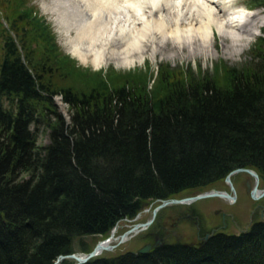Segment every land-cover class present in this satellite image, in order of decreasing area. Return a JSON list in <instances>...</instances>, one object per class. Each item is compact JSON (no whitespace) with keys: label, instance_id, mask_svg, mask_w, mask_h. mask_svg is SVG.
<instances>
[{"label":"trees","instance_id":"1","mask_svg":"<svg viewBox=\"0 0 264 264\" xmlns=\"http://www.w3.org/2000/svg\"><path fill=\"white\" fill-rule=\"evenodd\" d=\"M28 3L0 0V264H53L75 245L87 253L86 238L105 239L143 205L203 192L239 167L264 180V26L242 66L164 63L149 86V66L78 65ZM84 264H264V221L202 247Z\"/></svg>","mask_w":264,"mask_h":264},{"label":"bare ground","instance_id":"2","mask_svg":"<svg viewBox=\"0 0 264 264\" xmlns=\"http://www.w3.org/2000/svg\"><path fill=\"white\" fill-rule=\"evenodd\" d=\"M56 1L53 10L57 23L73 32L76 38L69 40L72 53L83 62L89 58L97 68L108 65L110 60L117 65H131L134 56L143 53L147 45L155 54L157 50L166 49L168 40L189 53L208 50L214 27L222 37L232 33L226 34L223 27L235 30L236 35L230 36L242 41L244 34L253 33L251 25L264 24V13L247 12L244 23L248 25L240 27L239 21L246 11L228 13L234 7L230 0ZM114 238L113 235L107 242L108 246Z\"/></svg>","mask_w":264,"mask_h":264},{"label":"rangeland","instance_id":"3","mask_svg":"<svg viewBox=\"0 0 264 264\" xmlns=\"http://www.w3.org/2000/svg\"><path fill=\"white\" fill-rule=\"evenodd\" d=\"M53 1L29 0L28 5L34 6L35 10L38 11V14L43 16L46 19V21L49 23L52 32L56 36V42L59 45V49L64 54H68L70 57H72L78 65H81L83 67H89L92 70H98L101 68L103 70H106L109 68H113L114 70L121 72L133 71L139 69L146 71L147 67L149 66L152 74L149 78V86L152 84L153 78L155 77L160 64H164V63H169L172 67H179V66H182L184 68L191 67L195 70H197L200 67L202 71L203 70L211 71L214 63L218 62L219 60H223L229 66H238V67L242 66L248 60L251 59L249 55L250 52L249 49L252 46L255 39L257 38V36L261 35L260 28L264 26V24L262 26H255V27L251 25L252 27L250 26V28L252 29L253 33L248 35H245L243 33L244 37L242 41L241 40L236 41L232 36H230L231 34L236 35V33L234 32L235 30L232 31V29L223 27L222 30H224L226 34L229 31H231L232 33H230V35L228 34L229 37L228 35L222 37L221 32L219 33L216 27H214L213 36L210 33V46H209L210 48L208 50L206 49L204 51L198 50L195 51L194 53H189L188 50L186 49H178L173 45L174 43L168 40V42H166L167 43L166 49H161L160 51L157 50L155 54H152L151 47L147 45L143 53L141 52L140 55L134 56L135 60L134 63L131 65H126V64L117 65L114 63L113 60H110L108 62V65L97 68L92 65L89 58L87 61L83 62L79 59L77 54L72 53L73 49L71 48V44L69 40H71V38H75V35L73 34V32L70 33L69 31H66V28L63 27V25L61 26V24L57 23L56 21L57 15L56 12L53 10L54 4L55 3L57 4V1L56 0ZM230 1L231 3H233L232 5H234V7L228 13H232L233 10L241 11L250 7L249 6L250 0H230ZM248 10H249V14H254L256 12L264 13V6H257ZM246 15L248 14H245L244 17L240 15L241 20L239 21V24L241 25L240 27L242 28H244L243 26L247 27L246 26L247 23H244L246 22V19L244 18L248 17ZM81 42L83 41L81 40ZM56 105L58 110L62 112L65 115V117L68 119L67 107L58 97L56 99ZM47 142H48V132L46 129L40 126L37 132L36 143L38 145H43L46 144ZM260 188L262 189L264 188V183L260 185ZM191 194L192 193L181 194L177 198L187 197L190 196ZM236 198L237 199L232 203H228L226 201L219 199H205V200L197 201L192 204L197 209H203V210L205 209L204 211L206 213L202 212L203 213L202 218L204 220L202 222V227H204L205 231L219 225L220 215L213 216V211L217 209H220L233 216V218L226 216L224 220L226 227L224 230L221 231L227 234H238L240 232L246 231L249 228V226H251L252 223L258 221H264V213L260 211V208L256 207L257 203L264 204V199L260 200L259 202H252L250 197L244 192L243 188L241 189L237 188ZM156 205L157 203L153 205L144 206L137 214L136 219L134 217L132 219H124L120 221L115 227L116 231L114 237L116 238V240H112L110 243V245L114 246V248L109 251H103L101 256H115L121 253L134 251L139 245L138 237L141 234L123 243H117V241H119L121 235H123L129 229L130 226L134 224L143 223L144 221L149 219V217L151 216V210L154 209ZM184 207L185 206L183 205H173L162 209L166 215L173 216V213L175 211L183 210ZM253 208L255 209L253 210ZM210 210L211 212H209ZM211 218L214 219V222H212V224L210 225L208 219L211 220ZM192 228H193L191 229L192 231L186 230L184 232H179L180 234L183 235L182 237L180 236L179 243H183V244L185 242L196 243L198 241L195 236L196 229L195 227ZM180 229L181 226L179 227V230ZM98 241H100V238H86L83 243L87 244L91 250ZM74 248H75V253L80 254L79 246L75 245ZM67 260L73 262L71 259H67Z\"/></svg>","mask_w":264,"mask_h":264},{"label":"flooded vegetation","instance_id":"4","mask_svg":"<svg viewBox=\"0 0 264 264\" xmlns=\"http://www.w3.org/2000/svg\"><path fill=\"white\" fill-rule=\"evenodd\" d=\"M246 168H249V167H246ZM230 181L232 183L234 191H231L229 185L225 182V177L222 181L217 182L209 190H217V191L226 192L230 196H232V197L235 196V198H236L237 197V188L238 189L243 188L244 192L250 197L252 202H259L260 200L264 199V196L258 197L257 199L252 198L251 192L254 189V187L256 186V179L249 172H246V171L235 172L230 176ZM263 183H264V180H261V177L258 175L257 189L259 191H262L264 189V188L263 189L260 188V185ZM195 193L196 192H193L190 195V197L194 196ZM210 199H219V200H223V201L228 202L227 200L221 199V198H210ZM151 205H153V204H151ZM256 207L260 208V211H262L264 213V204H260V203L258 204L257 203ZM254 209L255 208H253V210ZM152 210H151V216L149 217V219H147L143 223H148L150 221V219L152 217ZM204 210L203 209H197L193 205H190L187 207L185 206L183 208V210L175 211L173 213V216L166 215L163 212V209L158 210L154 219L152 220V222L145 229H143L140 233L137 234V235L141 234L138 237L139 245L134 251H130V252H132L134 254H138L137 253L138 250H140L141 248H144L146 246H149L147 252L145 253V254H147L156 248H161V247L169 245V244L179 243L180 236L181 237L183 236L179 232H184L186 230L192 231L191 230V229H193L192 227H195V229H196L195 236H196V239L198 241L196 243L185 242L184 244L185 245H191V246H198V247L204 246L205 243L207 242V240L210 238V237H208L206 239L207 236L222 232L221 230L225 229L226 225L224 223V220H225L226 216L233 218L232 215H230V214H228V213H226L220 209H217V210L213 211V216H219L220 215L219 216L220 217L219 225L215 226L212 229L205 231L204 227H202V222L204 221L202 218L203 217L202 212L206 213ZM253 210H252V212H253ZM209 212H211V210ZM168 221H169V223H168ZM208 221L211 225L212 222H214V219L211 218V220L208 219ZM143 223H140V224H143ZM180 226H181V229L179 230ZM212 226H214V225H212ZM137 235H135V236H137Z\"/></svg>","mask_w":264,"mask_h":264},{"label":"water","instance_id":"5","mask_svg":"<svg viewBox=\"0 0 264 264\" xmlns=\"http://www.w3.org/2000/svg\"><path fill=\"white\" fill-rule=\"evenodd\" d=\"M240 171H246L249 172L250 174H252L255 179H256V186L254 187V189L251 192V196L253 199H257L258 197H263L264 196V189L262 191H259L257 189V185H258V173L250 168H246V167H239L236 169L231 170L226 176H225V182L229 185L231 191H234L232 183L230 181V176L235 173V172H240ZM209 198H221V199H225L229 202H233L235 201V196H230L228 193L226 192H222V191H217V190H208L202 193H195L194 196H187V197H182V198H172V199H168V200H163L160 201L158 203V205L152 210V217L150 219V221L148 223H143V224H134L132 225L123 235H121V237L119 238L118 243H122L124 242L128 237H133L134 235H136L137 233H139L140 231H142L143 229H145L154 219L156 213L158 210L168 207V206H173V205H183V206H189L192 205L194 202L199 201V200H203V199H209ZM144 207V205H143ZM137 217H135L136 219ZM114 231V230H112ZM207 236L206 239L208 237ZM113 237L112 233L109 236V238H107L106 240H102V241H98L95 246L92 248L91 251H89L88 253H82V254H69V255H65V256H59L56 261L53 264H61L62 261L66 260V259H71L73 260L75 263L74 264H84L87 261L98 257L99 255L102 254L103 251H109L112 250L114 248V246H108L107 242ZM205 239V240H206ZM149 246H146L144 248H141L140 250L137 251L138 254H145L148 250Z\"/></svg>","mask_w":264,"mask_h":264}]
</instances>
